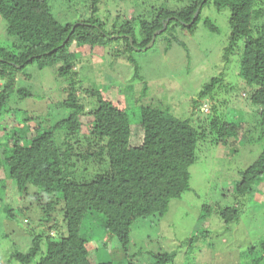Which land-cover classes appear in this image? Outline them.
I'll return each instance as SVG.
<instances>
[{"label": "trees", "instance_id": "obj_1", "mask_svg": "<svg viewBox=\"0 0 264 264\" xmlns=\"http://www.w3.org/2000/svg\"><path fill=\"white\" fill-rule=\"evenodd\" d=\"M178 1L182 3L178 9L153 6L151 18L141 11L142 16L140 13L136 16L137 28L127 20L117 26L113 23L112 30H107L98 14L101 0L90 1L87 18L62 22L54 15L51 0H0L5 33L13 38L10 44L0 45V78L4 81L0 88V122L11 115L19 117L7 133L0 134V195L13 189L19 195L17 209L25 212L38 208L40 212L37 229L29 225L33 222L30 216H22V220L29 218L24 224L30 246L26 251L15 250L9 254L20 264L34 260L35 264H135L129 253L133 226L144 221H158L167 212L170 200L180 198L189 189L188 169L195 161L199 140L211 135V142L219 148L230 147L235 152L242 134H249L246 122L238 114L236 119L224 117V106L229 100L226 97L219 104H212L206 116L193 119V122L191 117L179 118L169 110L142 105L138 123L133 126L136 122H132L128 114V99L111 100L96 87H85L81 80L73 79L78 52L87 51L85 53L93 57L98 50L103 54L104 49L116 46L113 43L118 40L117 45L122 48L117 46L113 51L128 53L126 59L133 65L134 78L142 79L132 51L143 50L152 34L161 28L151 46L158 34L167 41L165 50L172 42L184 46L175 27L190 34L194 32L201 19V10L208 3L217 9L227 7L230 11V31L222 58L228 62L236 53L237 73L252 87L245 95L259 107L263 146L257 158L239 171L233 197L245 198L253 191L255 181L263 178L264 0ZM202 24L217 31L208 17L202 19ZM29 65L38 69L55 67L56 76L68 81L61 102L65 113L55 122L49 119L50 111L43 115L21 111L16 115L19 109L10 107L14 95H17L15 100L32 97V93L19 87L16 81L18 74L31 77L24 71ZM223 76L218 73L211 77L192 103L201 104L205 98L216 100L220 88L229 97L235 94L233 87L224 85ZM77 84L84 94L94 97V107L90 110L79 100ZM146 87L143 83L142 95ZM83 116H89L90 120L83 123ZM2 129L6 131L5 127ZM80 136L85 138L82 148L76 147ZM72 159L85 163L94 160L103 166L89 179H78L74 177L76 163L71 162ZM2 198L0 210L4 216L12 222L18 221L17 211L10 205L11 198L8 202ZM24 198L31 200L28 207L23 206ZM238 203L239 200L234 206L218 207L216 211L226 223L236 221L240 211ZM209 207L212 209L209 204L203 205L201 217L210 214ZM93 214L104 218L103 230L108 237L115 238L123 258L112 260V249L104 242L106 258L96 261L98 245L93 235L90 240L81 235L84 220ZM257 248L259 254L254 256ZM247 250L250 255L247 264H264V235ZM152 256L146 264H169L176 257L175 251H159Z\"/></svg>", "mask_w": 264, "mask_h": 264}, {"label": "rangeland", "instance_id": "obj_2", "mask_svg": "<svg viewBox=\"0 0 264 264\" xmlns=\"http://www.w3.org/2000/svg\"><path fill=\"white\" fill-rule=\"evenodd\" d=\"M91 0H51L53 12L59 21L85 19L88 17ZM178 0H101L98 14L107 30H112V24L132 21L137 28V15L149 17L153 6H165L173 10L181 7ZM149 8V9H148ZM140 10V12H139ZM230 11L227 7L217 9L212 3L206 4L201 10V19L194 32L188 33L181 27H175V33L184 42V46L171 43L165 50L167 41L163 35L158 34L156 42L146 50H134L132 56L139 65V74L142 79L134 78L133 65L127 62L128 53L113 51L115 47L122 48L120 40L115 41L110 48L96 51V56H91L87 51L78 52L74 61L73 79L80 81L83 86H94L101 91L104 97L111 100H127L128 114L133 126L139 120V108L142 105L169 112L179 118H196L206 116L212 104H219L223 98L227 99L224 106V117L237 118L246 122L249 133L242 134L237 142L236 151L219 148L210 139L199 140L196 148V158L189 166V189L185 190L180 198L171 199L167 212L158 221H144L132 228V242L129 253L135 264H146L153 259L152 254L159 251H175V259L169 264H247L250 255L247 249L259 241L264 235V176L253 184V191L245 198H234L235 183L239 180V171L251 164L261 152L263 142L260 137L259 107L251 103L245 94L252 87L247 85L238 75V56H230L228 62L222 58L223 47L229 35ZM208 17L216 26L217 31H211L202 24V19ZM5 22L0 16V45H8L13 38L5 33ZM122 42V41H121ZM242 47L241 42L238 43ZM114 47V48H113ZM116 48V49H117ZM102 56H100V54ZM55 67L38 69L29 65L24 71L30 73L28 79L18 74L16 81L19 87H25L32 93V97L17 99L13 96L10 107L30 113L47 114L50 111V121L55 122L65 113L61 102L65 95L63 89L67 80L57 77ZM223 73V83L233 87L235 94L229 97L218 91L216 100L209 98L204 101L192 103L201 87L213 76ZM4 81L0 78V88ZM143 83L147 84L143 93ZM80 101L85 108L94 107L95 99L84 94L83 90L75 86ZM218 88L216 85L215 90ZM219 91L221 94H219ZM142 95V96H141ZM61 104V105H60ZM207 109V110H206ZM86 110V109H85ZM202 112H205L203 114ZM220 113V111H218ZM223 114V113H222ZM208 116V115H207ZM19 120L14 115L0 122V134L7 133L15 122ZM83 123L90 120L83 116ZM43 121V119H42ZM133 130L135 128L133 127ZM31 133V132H30ZM60 140H62L60 138ZM240 143V144H239ZM85 144V138L80 136L76 147ZM75 162L76 172L74 177L89 179L102 169L103 163L90 160L87 163L72 159ZM4 192V191H3ZM0 197L4 202L11 198V204L17 211V220L10 221L0 210V263L20 264L9 257L11 251H26L30 246V237L26 232L27 218L33 219L29 225L38 228L37 215L39 209L23 211L17 209L19 195L13 189L2 193ZM239 200V215L236 221L226 223L216 209L225 206H234ZM23 206L28 207L30 199L24 198ZM211 205L212 209L207 217H201L203 205ZM2 200L0 201V209ZM33 207H35L33 205ZM24 221V222H23ZM38 226V227H37ZM104 218L98 214L88 216L82 225L81 235L98 245L95 256L97 262L105 260L102 243L112 249L111 259L123 258V253L116 245L113 237H108L103 230ZM43 228H46L44 224ZM33 231V230H31ZM206 231V232H205ZM52 234H55L52 231ZM103 251V252H102ZM259 254L255 249L254 256ZM264 263V260H263ZM28 264H35V260Z\"/></svg>", "mask_w": 264, "mask_h": 264}, {"label": "water", "instance_id": "obj_3", "mask_svg": "<svg viewBox=\"0 0 264 264\" xmlns=\"http://www.w3.org/2000/svg\"><path fill=\"white\" fill-rule=\"evenodd\" d=\"M165 25H166V23L163 24V26H165ZM162 29H163V28L159 29L158 31H156V32H154V33L152 34V38H151V40H150L149 43L143 48V50L146 49V48H148V47H150V46L153 44V41H154V38H155V34H156V33H159Z\"/></svg>", "mask_w": 264, "mask_h": 264}, {"label": "built area", "instance_id": "obj_4", "mask_svg": "<svg viewBox=\"0 0 264 264\" xmlns=\"http://www.w3.org/2000/svg\"><path fill=\"white\" fill-rule=\"evenodd\" d=\"M207 110V109H206Z\"/></svg>", "mask_w": 264, "mask_h": 264}]
</instances>
